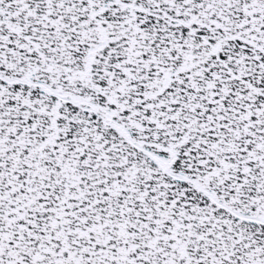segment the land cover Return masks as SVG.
Listing matches in <instances>:
<instances>
[{
    "label": "snow or ice",
    "instance_id": "obj_1",
    "mask_svg": "<svg viewBox=\"0 0 264 264\" xmlns=\"http://www.w3.org/2000/svg\"><path fill=\"white\" fill-rule=\"evenodd\" d=\"M0 264H264V0H0Z\"/></svg>",
    "mask_w": 264,
    "mask_h": 264
}]
</instances>
